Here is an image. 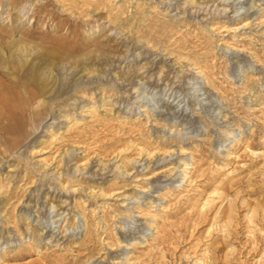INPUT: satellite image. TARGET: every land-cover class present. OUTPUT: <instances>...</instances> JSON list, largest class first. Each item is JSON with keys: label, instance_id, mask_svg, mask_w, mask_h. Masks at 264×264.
<instances>
[{"label": "rangeland", "instance_id": "rangeland-1", "mask_svg": "<svg viewBox=\"0 0 264 264\" xmlns=\"http://www.w3.org/2000/svg\"><path fill=\"white\" fill-rule=\"evenodd\" d=\"M0 37L49 103L0 116V264H264V0H0Z\"/></svg>", "mask_w": 264, "mask_h": 264}, {"label": "bare ground", "instance_id": "bare-ground-1", "mask_svg": "<svg viewBox=\"0 0 264 264\" xmlns=\"http://www.w3.org/2000/svg\"><path fill=\"white\" fill-rule=\"evenodd\" d=\"M246 1H249V0H246ZM194 2V1H193ZM192 2V3H193ZM123 31V30H122ZM10 36V35H9ZM8 37V36H7ZM14 38V37H13ZM0 39H1V37H0ZM3 39V38H2ZM6 40V39H5ZM8 40V39H7ZM15 41V40H14ZM23 41V40H22ZM11 42V41H10ZM17 43H18V41H17ZM24 43V41L21 43V44H23ZM27 43V42H26ZM13 44V43H12ZM31 44V43H30ZM147 44H149V42L147 43ZM20 45V44H19ZM3 46V45H2ZM9 46V45H8ZM15 46V45H14ZM22 46H24V45H22ZM30 46V45H29ZM1 47V46H0ZM26 47H27V44H26ZM32 47V46H31ZM3 48V47H2ZM36 48V47H35ZM38 48V47H37ZM1 49V48H0ZM1 50H3V49H1ZM16 50H17V48H16ZM21 50V49H20ZM32 50V49H31ZM36 50V49H35ZM39 50H40V48H39ZM22 51V50H21ZM24 51V50H23ZM26 51V50H25ZM38 51V50H37ZM36 51V52H37ZM2 52V51H1ZM3 52H5L4 50H3ZM29 52V51H28ZM36 52L34 53V54H36ZM47 52V51H46ZM6 54V53H5ZM14 54V53H13ZM16 54H18L17 52H16ZM21 54V53H20ZM19 54V55H20ZM25 54V53H24ZM38 54V53H37ZM0 55H1V53H0ZM27 55V54H26ZM12 56V55H11ZM23 56V55H22ZM21 56V57H22ZM25 56V55H24ZM23 56V57H24ZM30 56V55H29ZM14 57V56H13ZM35 57V56H34ZM1 58V57H0ZM3 58H4V55H3ZM29 58V57H28ZM27 58V59H28ZM33 58V57H32ZM8 59V58H7ZM6 59V60H7ZM16 59V58H15ZM30 59V58H29ZM40 59V58H39ZM45 59H47V58H45ZM19 60V59H18ZM22 60V59H21ZM41 60V59H40ZM42 60H44V59H42ZM48 60V59H47ZM25 61V60H24ZM13 62H15V61H13ZM30 62V61H29ZM40 62V61H39ZM46 62V61H45ZM44 62V63H45ZM71 62V61H70ZM22 63H23V60H22ZM21 63V64H22ZM34 63V62H33ZM41 63V62H40ZM47 63V62H46ZM60 63V62H59ZM62 63V62H61ZM77 63V62H76ZM8 64V63H7ZM58 64V63H57ZM67 64H69L68 62H67ZM88 64V63H87ZM94 64V63H93ZM37 65H38V62H37ZM83 65V64H82ZM81 65V66H82ZM86 65V64H85ZM35 66V65H34ZM34 66H32V67H34ZM42 66V65H41ZM45 66V65H44ZM78 66V65H77ZM94 65H92V67H93ZM36 67V66H35ZM43 67V66H42ZM53 67V66H52ZM55 67H57L56 65H55ZM85 67V66H84ZM88 67V66H87ZM5 68H8V67H5ZM45 68V67H44ZM43 68V69H44ZM46 68H47V65H46ZM54 68V67H53ZM76 68V67H75ZM90 68V67H89ZM16 69V68H15ZM33 69V68H32ZM42 69V70H43ZM7 70V69H6ZM55 70V69H54ZM86 70H88V69H86ZM11 71V70H10ZM40 71H41V69H40ZM8 72H9V70H8ZM6 72V71H2V69L0 70V75L4 78H2L3 80H1L0 79V116H2L3 117V119L4 120H6V121H8L7 122V124H6V127L4 126V124L5 123H3V125H1L0 124V126H4L5 128H4V130H5V134L7 133V134H9V135H11V137L12 136H15L14 137V142H15V144H16V146H17V144L19 143V141H18V139H27L28 140V138H29V136L32 134V133H35L38 129H39V127L41 126V124H42V122L44 121V119H45V117H46V115H48L49 114V111H48V107H46V105H48V104H46V105H44V103H43V105L45 106V108H46V110H47V112L45 111V113H47V114H45V117H41L40 119H38V120H36L35 118L33 119V117H31V115H33V114H37V116L39 115L38 113V109H37V112H32L33 114H31V115H29V119L27 120V118L25 117V115H27L26 113H28L29 112V109H28V107H31V106H28L29 104V100L32 102V100L31 99H35L36 97H33L32 96V98L30 97L31 95H30V92L28 91V90H26V88L25 87H23V88H25L24 90H20L21 89V87H19V81H14L12 78H11V73L9 72ZM45 72H48V71H45ZM53 72V71H52ZM94 72V71H93ZM31 73V72H30ZM49 73V72H48ZM15 74V73H14ZM43 74H44V72H43ZM52 74H55V73H52ZM44 75H46V74H44ZM51 75V74H50ZM0 76V77H1ZM43 76V75H42ZM41 76V78H43ZM49 76V75H48ZM52 76V75H51ZM50 76V77H51ZM13 77H16V76H13ZM56 77V76H55ZM18 78V77H17ZM45 78V77H44ZM56 79V78H55ZM58 79V78H57ZM47 80V79H46ZM49 80V79H48ZM53 80V79H52ZM31 81H36V75H32L31 76ZM58 81V80H57ZM23 82H24V80H23ZM40 83L42 82V80L41 81H39ZM49 82V81H48ZM53 82V81H52ZM39 83V84H40ZM54 83V82H53ZM44 84V83H43ZM42 84V85H43ZM46 84V83H45ZM22 85V84H21ZM32 86V85H31ZM30 86V87H31ZM38 87V86H37ZM27 88H28V86H27ZM35 88V87H34ZM54 88H55V86H54ZM37 89V88H36ZM46 89H48V88H46ZM45 89V90H46ZM59 89V88H58ZM40 90V89H39ZM44 90V89H43ZM37 91V90H36ZM58 91V90H57ZM60 91V90H59ZM39 92V91H38ZM62 92V91H61ZM34 93V92H33ZM40 93H43V92H40ZM54 93V92H53ZM35 94V93H34ZM60 94V93H59ZM39 95H41V94H39ZM50 95V94H49ZM56 96H58V95H56ZM55 96V97H56ZM46 97V96H45ZM51 97L52 96H50V98L49 99H51ZM41 98V97H40ZM47 99V98H46ZM39 100V99H38ZM48 100V99H47ZM51 100H53V99H51ZM36 101V100H35ZM149 101H151V100H149ZM42 102H43V100H42ZM47 103V102H46ZM31 104H33V103H31ZM35 105V104H34ZM43 106V107H44ZM50 106H51V104H50ZM42 107V109H44ZM41 108V107H40ZM34 109V108H33ZM32 109V110H33ZM42 109H41V111H40V109H39V111L40 112H42ZM36 111V110H35ZM44 113V112H43ZM43 113H40L41 114V116L43 115ZM30 114V113H29ZM36 116V115H35ZM44 116V115H43ZM29 127L32 129V131H31V129L30 130H28L29 129ZM31 131V132H30ZM0 132H1V130H0ZM4 132V131H3ZM2 134V133H1ZM9 135H7V136H9ZM3 136V135H2ZM4 137V136H3ZM2 137V138H3ZM6 137V136H5ZM0 139H1V137H0ZM7 139V138H6ZM12 139H13V137H12ZM5 140V139H4ZM10 140V139H9ZM8 140V141H9ZM10 142H11V140H10ZM14 142H12V144H14ZM2 143V142H1ZM7 143H9V142H7ZM21 143V142H20ZM22 143H24V141L22 142ZM21 145V144H20ZM12 146V145H11ZM15 146V147H16ZM3 147V146H2ZM9 147H10V145H9ZM18 147V146H17ZM16 147V148H17ZM8 148V147H7ZM4 149H6V148H4ZM12 150V149H11ZM15 150V149H14ZM1 152V151H0ZM8 153H10V152H8ZM10 156H11V153L9 154Z\"/></svg>", "mask_w": 264, "mask_h": 264}]
</instances>
